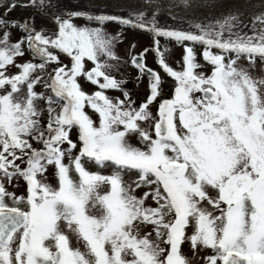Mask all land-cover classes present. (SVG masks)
I'll use <instances>...</instances> for the list:
<instances>
[{"label":"snow or ice","instance_id":"snow-or-ice-1","mask_svg":"<svg viewBox=\"0 0 264 264\" xmlns=\"http://www.w3.org/2000/svg\"><path fill=\"white\" fill-rule=\"evenodd\" d=\"M141 3L127 17L52 13L55 0L23 5L50 19L53 31L37 30L34 17L6 19L16 0L6 5L0 18V29H8L0 31V264H191L182 254L185 243L194 255L211 250L205 264H264V78L240 65L242 59L264 63V12L247 23L232 12L194 21L190 30L167 29L159 26L162 11L191 9L192 0ZM74 19L97 26H77ZM109 22L153 37L151 49L130 61L138 79L149 82L140 104L122 87L127 82L110 74L119 69L114 43L120 34H105ZM11 29L22 37L13 42ZM161 37L184 45L182 70L165 62ZM197 45L209 74L197 72ZM150 50L174 81L169 98H162L160 73L146 65ZM25 55L29 60L17 63ZM61 55L70 63L62 64ZM80 78L96 90L83 91ZM50 168L55 185L45 182ZM19 179L25 194L16 196L4 182ZM138 189L146 190L137 196Z\"/></svg>","mask_w":264,"mask_h":264},{"label":"rangeland","instance_id":"rangeland-1","mask_svg":"<svg viewBox=\"0 0 264 264\" xmlns=\"http://www.w3.org/2000/svg\"><path fill=\"white\" fill-rule=\"evenodd\" d=\"M10 3V0H5L3 5H0V18H4V12L7 10L6 5ZM29 1L24 0H16L17 7L12 9L10 12H8V16L6 19L11 18L9 20H15L18 23H23L25 20H28L29 18H35V28L37 30L44 28L48 31H53L55 29V24L51 22L50 19H47L43 16H41L37 9L34 7H25L23 5L28 4ZM62 10H68V11H83L88 12L93 15H111V16H122L127 17L125 14H120L118 12L109 11V10H101V9H89V8H78V7H69V6H62L57 5L56 8L52 9V13H59ZM54 18V17H53ZM67 18V17H62ZM245 23L248 22V18L243 19ZM73 22L77 26H89V27H96L97 25L89 24L84 19H74ZM159 26L162 28L167 29H185L190 30L189 28L180 27L176 25H171L163 22H159ZM8 29H0V31H4ZM246 30V29H245ZM104 31L106 35H109L111 37H117V34H120L118 36V39L114 43V51L118 57H120V65L118 70H113L110 74L115 76L118 80L128 79L132 82V85L129 86L127 84L126 86L122 85L126 90L129 91L130 95L132 96V99L136 101L137 104H140L146 95L148 94V79L147 77H144L142 80L138 79V70L131 65L130 61L131 58L136 56L137 54H140L143 52L144 49L148 48L151 49L153 44V37L144 31L139 30H132L129 28H122L119 24L114 22H109L106 25H104ZM23 33L19 31L18 29H11V40L14 42L18 38L22 37ZM189 42H185L187 45ZM191 46V45H189ZM159 47L161 51L163 52V58L165 62L173 68V70L179 71L182 70L183 66V55L184 53V45H178L175 41L166 40L164 38H159ZM194 51L196 53L197 62L202 65V67L197 69L198 73H204L209 74L211 71V67L207 65L201 56L202 48L201 46H195ZM215 51V50H214ZM103 59V58H102ZM29 60V56L25 55L23 58L18 59L17 63H24ZM60 60L62 64H69L70 61L68 58L64 57L63 55L60 56ZM36 63H39V61H33ZM115 63V62H113ZM146 63L152 64L156 67H158L157 59L154 55V53L150 50L148 51L146 55ZM240 65L242 67H245L250 71V74L253 77L258 78H264V63H261L259 60L256 61L255 65H249L246 60H241ZM57 65L52 64L48 67L47 72L44 73L45 78L48 76V72H51L53 68H55ZM88 68H91L92 65L90 63L87 64ZM159 68V67H158ZM157 68V69H158ZM159 70H161L159 68ZM17 72L16 68H10L9 73L14 74ZM165 75V74H164ZM167 77V76H166ZM163 81V88H162V98L171 97L172 93V85L166 80V78L162 79ZM79 83L82 86V90L86 93L91 94L96 90L94 86H92L90 83H87L83 78H80ZM37 92H42L44 89L40 86L36 88ZM110 97H120L123 98L122 93L120 91H109L107 93ZM41 107H44L43 103L40 105ZM89 112V115L96 120L97 117L94 113L91 112L90 109L87 110ZM152 111L155 113L156 106H152ZM46 121V113L44 116L41 117V122L44 123ZM147 127V125H144ZM75 132L73 133V139L75 140ZM130 142L134 145H137L136 138L130 137ZM37 146L38 145H34ZM139 146V145H137ZM65 147H67L65 145ZM67 162V161H66ZM19 163V162H18ZM86 167L89 168L91 171H96L97 169L91 165L88 164ZM104 174H108L107 171H105ZM41 179H45L44 177H41ZM125 179L127 181H131L135 179V176H126ZM46 183L55 185V179L53 175V169H49V171L46 173ZM5 183V188L9 193H14L16 196H21L25 194V183L22 179L14 180L12 184H8L7 181ZM146 189H138L135 193V195L140 196L143 194V192ZM6 202L10 203V201L6 198ZM148 204H151V201L149 200L147 202ZM154 206V205H152ZM147 231V229L142 230L141 234ZM191 228L188 229L189 234H191ZM182 254L188 258L191 262V264H205L204 258L208 255H211L212 252L210 249H200L197 251V253L194 255L193 251L190 248V245L188 243H185L182 246Z\"/></svg>","mask_w":264,"mask_h":264},{"label":"water","instance_id":"water-1","mask_svg":"<svg viewBox=\"0 0 264 264\" xmlns=\"http://www.w3.org/2000/svg\"><path fill=\"white\" fill-rule=\"evenodd\" d=\"M55 3L69 7L109 10L125 15L130 10L143 7L141 0H55ZM192 4L191 9L174 8L171 12L162 11L158 21L189 28L194 21L211 22L232 12L241 13L242 19L264 12V0H192Z\"/></svg>","mask_w":264,"mask_h":264},{"label":"flooded vegetation","instance_id":"flooded-vegetation-1","mask_svg":"<svg viewBox=\"0 0 264 264\" xmlns=\"http://www.w3.org/2000/svg\"><path fill=\"white\" fill-rule=\"evenodd\" d=\"M137 55H139V54H137ZM146 65H147L148 68L154 69V70H156L158 73H160L162 79H163V78H166V80L170 83V85H172V93H171V96H172L173 91H174V81H173L172 79H170L169 77H166V75H164V73H163L161 70H159L158 67H156V66H154V65H152V64H147V63H146ZM157 68H158V69H157ZM123 80L127 82L126 84H124V86H126L127 84H129V86L132 85V82H133V81H130V80H128V79H123ZM166 98H168V97H166Z\"/></svg>","mask_w":264,"mask_h":264}]
</instances>
